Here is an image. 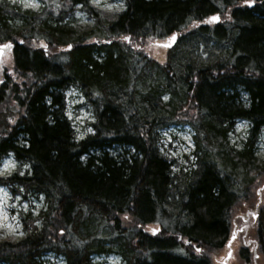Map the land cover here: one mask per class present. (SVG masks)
<instances>
[{
	"label": "trees",
	"instance_id": "trees-1",
	"mask_svg": "<svg viewBox=\"0 0 264 264\" xmlns=\"http://www.w3.org/2000/svg\"><path fill=\"white\" fill-rule=\"evenodd\" d=\"M39 1L33 10L0 0V43L14 63L0 81V159L17 162L0 182L44 202L21 237H0V264H45L48 254L214 264L233 212L264 176V0H122L118 12ZM77 9L91 24L75 23ZM157 46L158 59L147 51ZM69 88L93 115L82 138L66 116ZM239 119L236 149L228 135ZM176 124L193 130L194 161L173 171L160 133ZM256 222L264 259V198Z\"/></svg>",
	"mask_w": 264,
	"mask_h": 264
},
{
	"label": "rangeland",
	"instance_id": "rangeland-1",
	"mask_svg": "<svg viewBox=\"0 0 264 264\" xmlns=\"http://www.w3.org/2000/svg\"><path fill=\"white\" fill-rule=\"evenodd\" d=\"M11 3H15L22 8H29L33 10L39 9L41 3L39 0H33V2L38 4V7H25V3L29 0H8ZM92 5L104 12H118L124 8V3L122 0H99V5H97L94 0H91ZM107 5H113L109 8ZM78 8V7H77ZM73 19L75 23L81 25L91 24L92 20L90 17L80 9H77L74 13ZM6 43H0L4 45ZM153 46V44H151ZM151 48V49H150ZM147 49L148 53L153 55L155 58H159V49H154L150 47ZM14 73V63L11 48H0V81L2 80L4 74ZM66 116L70 120L75 135L77 138H82L85 134L91 131L90 122L93 120V115L90 107L86 104L84 96L75 88H69L66 93ZM247 121L239 119L236 121L234 126V131H231L228 135L229 143L236 149H239L241 143L246 136ZM160 149L169 159L173 160L172 170L177 171L179 169H187L194 161L193 158V130L186 124H176L171 125L164 129L160 133ZM255 155L258 159L264 163V132H262L255 144ZM5 162L14 164V167L9 169L4 168ZM17 162L15 161L12 154H8L0 159V178H5L15 171ZM26 167L23 166L21 171ZM20 192L13 191L8 185L0 182V237L6 238L10 236L21 237L23 235V223L26 216L29 218H34L38 212L43 208L44 202L41 196H36L34 194L23 193L21 189ZM258 191L260 193H258ZM254 194L252 198L243 206L242 209H238L233 212L231 217V228L229 237L232 232L233 220L238 223H242L240 215H243L245 207L248 205L257 204V201L264 198V176L257 181V185L253 190ZM261 195V198L259 196ZM243 213V214H240ZM36 223V222H35ZM38 223V222H37ZM153 228H156L153 226ZM256 226L249 228L248 237L252 236L255 238ZM192 246V245H190ZM194 252L197 248H194ZM225 258V252L221 249L219 252L212 254V261L214 264H223L222 261ZM236 254L235 259L231 258L227 260L226 264H244V262ZM96 261L102 264H121V259L114 255H100L95 256ZM45 264H64V260L61 256H55L53 254H48L44 257ZM258 264H264V259L259 257L257 261Z\"/></svg>",
	"mask_w": 264,
	"mask_h": 264
},
{
	"label": "flooded vegetation",
	"instance_id": "flooded-vegetation-1",
	"mask_svg": "<svg viewBox=\"0 0 264 264\" xmlns=\"http://www.w3.org/2000/svg\"><path fill=\"white\" fill-rule=\"evenodd\" d=\"M258 193H260L258 191ZM261 198V195L259 196ZM242 223L233 220L232 223V234L228 239H226L225 244L222 246V250L225 252V258L222 261L223 264L227 263V260L231 258L235 259L236 254L244 262V264H258L259 255L257 253V242L254 237H248L249 228L257 226V204L254 208L244 212L240 215ZM233 233H235V239H232ZM229 240H231V245L229 246ZM231 251V257H228V253ZM242 252L248 253L243 257ZM243 257V258H242ZM238 258V259H239Z\"/></svg>",
	"mask_w": 264,
	"mask_h": 264
},
{
	"label": "snow or ice",
	"instance_id": "snow-or-ice-1",
	"mask_svg": "<svg viewBox=\"0 0 264 264\" xmlns=\"http://www.w3.org/2000/svg\"><path fill=\"white\" fill-rule=\"evenodd\" d=\"M94 2L99 5V0H94ZM25 7H38V4L33 2V0H29L28 3H25L24 5ZM107 7L111 8L113 7V5H107ZM212 20H217L218 17L217 16H213L211 18ZM176 38L175 34H173L169 39L174 41ZM122 39L124 40H129L130 38L128 36H124L122 37ZM165 47H168L170 45L166 44L164 45ZM69 48L72 47V45H68ZM0 48H11V44L10 43H7V44H4V45H0ZM165 99H167V97H165ZM15 165L14 164H10L9 162H5L4 164V168L5 169H9L10 167H14ZM25 167H27V165H25ZM232 239H235V233H233V236H232ZM231 245V240H229V246ZM197 252H200L201 250L199 248L196 249ZM228 257L230 258L231 257V251H229L228 253Z\"/></svg>",
	"mask_w": 264,
	"mask_h": 264
}]
</instances>
